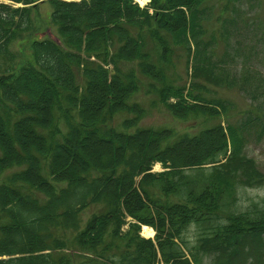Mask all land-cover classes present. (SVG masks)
I'll use <instances>...</instances> for the list:
<instances>
[{
    "label": "trees",
    "instance_id": "trees-1",
    "mask_svg": "<svg viewBox=\"0 0 264 264\" xmlns=\"http://www.w3.org/2000/svg\"><path fill=\"white\" fill-rule=\"evenodd\" d=\"M47 1L56 38L38 37L40 2L0 0V264H227L264 246V198L237 195L259 171L230 181L264 128L256 49L226 14L241 1L214 17L211 0ZM141 87L177 118L226 126H142Z\"/></svg>",
    "mask_w": 264,
    "mask_h": 264
},
{
    "label": "rangeland",
    "instance_id": "rangeland-1",
    "mask_svg": "<svg viewBox=\"0 0 264 264\" xmlns=\"http://www.w3.org/2000/svg\"><path fill=\"white\" fill-rule=\"evenodd\" d=\"M139 2L138 0H136ZM226 0H211V11H213V17L221 9L222 4ZM241 2L237 4L235 11L231 12V6L229 11L226 14L237 15L236 21L239 23V27H244L241 35L245 38V41L249 44H253L256 49L254 54V67L261 70L264 76V0H240ZM9 2V1H5ZM40 2L38 7L35 9L34 22L38 24V31L44 30L39 33L38 37L49 36L56 38L54 34H57L55 26L51 23V6L47 0H36ZM150 0H148L143 5H148ZM236 3V2H235ZM13 6H22L21 3H13ZM140 5V6H143ZM243 22H246V25H243ZM233 38H239V36H233ZM28 39H24L20 43H16V48L22 47V44L25 43ZM221 51V46L217 49V52ZM226 94L231 100H233L238 107H245L248 103V95L245 90L242 93H238L236 90L228 92ZM132 100L139 101L141 106L144 108V117L140 121L142 126H153V127H166L173 129L176 133H190L193 134L205 127H211L217 123L226 126V123L223 121V117H218V115L211 117H191L187 120L180 119L171 114V111L166 109L161 103L157 101V97L153 93H145V87H141L140 91L132 98ZM255 103L263 105L264 97L258 98L255 100ZM126 114H117L115 118V123L120 122ZM231 121V118H229ZM232 122V121H231ZM252 134L248 140L241 142V146L238 145V150H242L240 153L242 160H244L245 167L243 176H238L236 179L232 178L230 181L232 183H237L238 185H246V182H251L255 174L251 171H259L258 177L259 181L254 182L248 187H238L237 195L239 197V204L246 206L252 202L261 201L264 198V128L257 134L255 132H250ZM248 134V135H249ZM256 135V136H255ZM247 136V135H246ZM163 165L160 162H155L152 166L153 171L163 170ZM257 174V173H256ZM87 210L84 213V217L89 215ZM144 227V226H143ZM141 227L140 233L143 231ZM147 227V226H146ZM148 228V227H147ZM150 235L145 237H151L154 234L153 229L149 226ZM152 232V233H151ZM188 236L194 234V230L190 229ZM152 234V235H151ZM252 260H262L264 264V246H255L248 245L244 248H241L239 252L232 257L227 264H252ZM208 261L213 262L212 257H203V262ZM215 263H218V259L215 260ZM164 264V263H160Z\"/></svg>",
    "mask_w": 264,
    "mask_h": 264
},
{
    "label": "bare ground",
    "instance_id": "bare-ground-1",
    "mask_svg": "<svg viewBox=\"0 0 264 264\" xmlns=\"http://www.w3.org/2000/svg\"><path fill=\"white\" fill-rule=\"evenodd\" d=\"M139 2V4L140 5H143L144 3H146L148 0H138ZM143 227V226H142ZM150 229L149 228H147V227H143V231H142V233H143V235H145V236H149L150 235ZM152 233V232H151ZM152 235V234H151Z\"/></svg>",
    "mask_w": 264,
    "mask_h": 264
}]
</instances>
